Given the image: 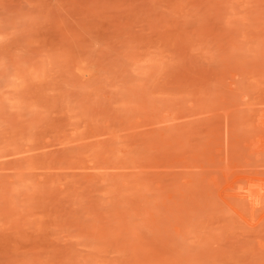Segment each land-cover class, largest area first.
<instances>
[{
  "label": "rangeland",
  "instance_id": "rangeland-1",
  "mask_svg": "<svg viewBox=\"0 0 264 264\" xmlns=\"http://www.w3.org/2000/svg\"><path fill=\"white\" fill-rule=\"evenodd\" d=\"M0 264H264V0H0Z\"/></svg>",
  "mask_w": 264,
  "mask_h": 264
}]
</instances>
